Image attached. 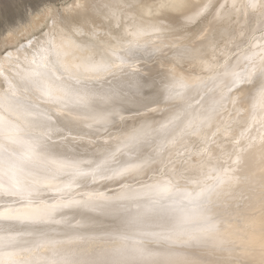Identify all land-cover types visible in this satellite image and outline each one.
Returning <instances> with one entry per match:
<instances>
[{
  "label": "bare ground",
  "instance_id": "6f19581e",
  "mask_svg": "<svg viewBox=\"0 0 264 264\" xmlns=\"http://www.w3.org/2000/svg\"><path fill=\"white\" fill-rule=\"evenodd\" d=\"M48 18L45 33L35 37L33 32ZM263 32L264 6L252 10L247 0H73L60 10L31 16L0 43L13 44L8 53H0V215H30L38 205L90 194L135 198L125 201L135 207L153 196L148 186L164 181L171 182L173 192L193 195L209 187L214 190L207 215L214 228L194 222L176 236L167 221L150 218L140 229L144 235L133 236L149 255L125 252L123 258L128 264H264V99L259 95L264 80L258 76L264 69ZM129 46L151 54L128 58ZM100 66L108 71L90 70ZM33 74L54 96L70 87V77L105 87V81L119 83L126 95L114 120L105 125L96 110L54 103L26 85L25 78ZM136 80L154 84L131 88ZM177 82L184 87H175ZM13 96L58 113L64 122L63 136L54 137L63 146L40 154L45 159L91 160L95 167L107 149L116 153L117 169L130 171L74 179L29 158L22 141L32 117L3 102ZM178 113L184 114L182 122L173 121ZM162 127L166 132L159 131ZM134 130H143L146 141L126 147ZM65 216L84 227L73 232L56 226L52 239L60 242L55 250L61 254L106 259L130 246L110 238L115 224L109 215L86 219L65 210ZM20 227L0 220V242L20 239ZM153 232L173 240L147 235ZM52 251L51 246L28 251L0 247V264L7 252L17 260L35 261L51 259Z\"/></svg>",
  "mask_w": 264,
  "mask_h": 264
},
{
  "label": "snow or ice",
  "instance_id": "6c2138e0",
  "mask_svg": "<svg viewBox=\"0 0 264 264\" xmlns=\"http://www.w3.org/2000/svg\"><path fill=\"white\" fill-rule=\"evenodd\" d=\"M247 3L248 7L252 10L264 6V0H247ZM150 54L151 50L137 46H129L125 53L128 58ZM121 63L124 64L125 61L122 60ZM128 67L130 68L131 66L129 65ZM90 70L99 72L101 70L108 71V68L100 66ZM258 76L261 80H264V69L259 71ZM69 79L73 82L67 89H61L63 92L61 96H54L49 86L44 84L39 78V74H33L31 77L25 78V84L39 89L44 96L54 103L63 102L67 106H72L86 112L96 110L98 120L105 125L114 120L117 115V108L118 106H122V101L126 95L125 89L119 83L114 85L105 81L107 85L105 87L99 81L71 77ZM244 83H248V81L246 80ZM146 86V81L141 83L139 80H136L130 83V87L134 89H143ZM175 87L183 88L184 84L177 82ZM166 90L171 91V89ZM259 95L264 99V87L261 88ZM167 98L172 99V96L169 95ZM3 102L32 117L29 125L31 130L26 133L27 139L22 141L25 154L29 158L43 161L45 165L54 166L62 172H66L74 179H87L107 171H113L114 175H124L130 171L129 168L117 169L114 164L116 153L109 152L107 149H102L104 158L99 163H96L95 167H93L94 162L91 160L85 161L73 158L58 162L54 159H45L40 154H51L58 151L64 144L63 141L54 139L55 136H63V128L60 127V124L64 122L58 119L59 114L42 111L38 105L22 101L14 96L6 98ZM182 115L184 114L178 113L173 118V121H181ZM173 121L169 123H173ZM64 126L66 127L67 125L65 124ZM166 130V127H162L159 131L164 133ZM145 141L146 134L143 130H134L126 138L125 146L136 147ZM213 190L209 187H204L194 195L188 192H173L171 182L164 181L148 186V191L153 196L147 198L143 204L137 203L135 207L125 203L126 200L135 198L122 197L117 200H110L99 194H90L83 200H71L67 203L45 207L38 205L34 214L30 215H0V220L15 222L21 225L20 228L16 229L20 239L16 237L6 238L0 242V247L5 249H20L22 251L45 246H51L53 249L51 259L35 261L17 260L14 253L7 252L5 253L6 259L4 264H128V261L123 258V253L125 252L139 258H145L149 254L143 248L137 247L133 240L134 235H144L140 232V229L145 221L150 218L164 219L172 225L176 236L184 234L188 226L194 222H199L201 226L207 225L211 227L212 225L208 223L211 217L207 215V212L210 194ZM12 194L13 192H9V195ZM65 210L72 211L74 215H80L86 219L89 217V214L109 215L113 217L115 228L110 238L123 241L126 245L130 246L117 250L111 258H97L95 260H86L79 256L57 252L55 248L60 242L52 239V233L55 231L56 226H64L72 229L73 232H78L84 227L81 223L73 225L66 218ZM57 216L61 218L56 219ZM197 230H203V228L198 227ZM147 235L153 239H162L168 242L173 240L172 235H162L158 232L148 233ZM145 264H147L146 260Z\"/></svg>",
  "mask_w": 264,
  "mask_h": 264
},
{
  "label": "rangeland",
  "instance_id": "374dc122",
  "mask_svg": "<svg viewBox=\"0 0 264 264\" xmlns=\"http://www.w3.org/2000/svg\"><path fill=\"white\" fill-rule=\"evenodd\" d=\"M154 1L158 2V0ZM72 2L73 0H0V43H2V40L9 32L21 27V25L25 24L31 16H36L45 12L48 8L60 10L63 6L69 5ZM47 22H50L49 18L39 30L33 32L35 37L45 33ZM19 36L21 37L20 34ZM20 40L22 43L28 44L26 37L22 36ZM11 47H13V44H3V46L0 47V53H8ZM146 80L148 81V79ZM156 81L158 83L163 82V80L160 79L155 80V82ZM147 84H150L148 87L149 89L154 83L147 82Z\"/></svg>",
  "mask_w": 264,
  "mask_h": 264
},
{
  "label": "clouds",
  "instance_id": "9594fccd",
  "mask_svg": "<svg viewBox=\"0 0 264 264\" xmlns=\"http://www.w3.org/2000/svg\"><path fill=\"white\" fill-rule=\"evenodd\" d=\"M209 221H211V219ZM210 225H212L210 228H214L215 227V225L212 222L210 223Z\"/></svg>",
  "mask_w": 264,
  "mask_h": 264
}]
</instances>
